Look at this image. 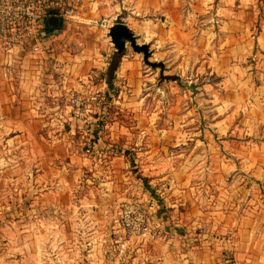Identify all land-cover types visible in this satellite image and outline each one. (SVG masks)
<instances>
[{"label":"rangeland","instance_id":"rangeland-1","mask_svg":"<svg viewBox=\"0 0 264 264\" xmlns=\"http://www.w3.org/2000/svg\"><path fill=\"white\" fill-rule=\"evenodd\" d=\"M240 4L246 3L244 0H160L157 10L143 16L132 14L130 30L136 43L149 45L148 61L153 65L145 63L142 54L135 52L128 42L120 54L111 43L108 25L112 21L121 23L122 16L100 22L106 34H61L63 28L48 34L45 46L54 52H66L62 57L68 64L83 60L79 58L85 55L90 36L96 37L95 60L109 64L103 79L111 80V86L107 84L104 89L96 88L88 97L85 95L89 100L81 105V113L93 117L101 114L102 119L89 118L79 122L83 131L75 129L62 135L56 150L52 148L48 152L51 167L46 168L47 174L71 176L75 173V164L85 160L103 164L120 157L133 161L139 158L141 146L164 145L167 148L157 152L163 156L165 151L171 160L172 166L165 168L185 165L178 168L191 176L184 189L201 193L198 204L211 200L223 187L221 195L225 205V199L230 201L232 194L238 199L237 219L241 221L249 191L254 194L251 205L254 203L257 207L255 215L261 222L264 219L263 180L257 174L251 177L244 161L239 160L241 157L237 159L231 153L234 150H238V156L246 153L247 125L254 126L255 133L250 136L256 149L264 143V0H256L253 15L249 13L250 18L245 17L244 22L240 14L247 7L244 5L242 9ZM122 58L125 65L120 66ZM98 126L105 127L100 135L101 144L96 143L98 136L95 139L92 135ZM108 126L113 127V134L111 130L106 131ZM43 152L39 148L29 151V145L2 152L0 264H235L230 220L222 218L224 229L217 231L214 212L204 217L196 209L188 211L185 222L190 226H183L185 241L174 243L169 263L161 257L143 258L137 254L141 244L153 250L157 257L159 253L152 248V242L138 237L128 240L118 226V215L115 222L120 233L104 228L88 231L86 226H77L78 229L67 226L70 214L63 215V230L45 231L37 213L38 200H31L36 208L25 212L23 204L29 202L13 198L15 192H38L37 182L28 185L25 177L38 176L35 164L44 158ZM257 152V157L264 154V150ZM222 177V183L216 182V178ZM233 186L236 191L230 193ZM207 194L211 196L205 200ZM168 215L171 218L172 214ZM201 217L205 218L202 225L193 222ZM203 226L210 228L212 238L217 235V239H223L222 245L203 244L201 239L210 237H202ZM153 227L157 239L160 235L157 227ZM232 227L235 231V225ZM87 238H94L92 257L87 255ZM124 239L129 242L121 247ZM190 247L193 249L188 255L186 251ZM239 250L242 254L249 253L242 246ZM256 250L262 252L263 248ZM240 264L248 261L243 259Z\"/></svg>","mask_w":264,"mask_h":264},{"label":"crops","instance_id":"crops-1","mask_svg":"<svg viewBox=\"0 0 264 264\" xmlns=\"http://www.w3.org/2000/svg\"><path fill=\"white\" fill-rule=\"evenodd\" d=\"M159 2L160 0H81L74 20L63 21L61 34H106L100 22L113 20L117 16H122L121 23L132 30V26L129 24L132 14L143 16L155 11L159 7ZM244 2L246 4H240L241 8L244 5L247 7V10L241 11L243 13L240 14L243 22L245 17L250 18L249 13L253 15L256 6V0H244ZM262 15L264 16V11ZM237 18H239V14H237ZM111 24L114 22L112 21L108 26L110 27ZM90 37L91 43L84 50L85 55L79 58L83 60L73 61L74 63L69 64L63 62L62 56L66 52H54L50 48L49 58L45 59L40 67H35L30 59V53L16 50L13 54L16 60L14 79L0 81V163L2 152H11L21 145H29V151L34 150L35 152L36 148L44 151L42 154L44 158L35 164L38 166L35 170L38 172V176L25 177L28 185L37 182L38 192L30 190L22 194L15 192L13 198L29 202L28 205L27 203L23 204L25 212L27 209L36 208L31 204V200H38L37 213L45 231L63 230L65 226L63 215L70 214L72 216L70 222L66 223L67 226L72 225L75 229H78L77 226H86L88 231L104 228L106 231L113 230L117 233H120V230L115 218L121 202L130 198H140L150 204V219L152 224L157 227L160 237L150 243L152 248L157 250V254L159 253L158 257L154 255L153 250L149 247L144 248L142 244L137 249V254L143 258L161 257L167 263L174 254L172 249L174 243L185 241L186 234L183 235L185 231L183 226H190L188 222H185L188 211L196 209L204 217L208 213L214 212L213 214H216L215 222H218V224L214 223L217 231L221 232L224 229L222 218L230 220L231 249L235 250V264H240L243 259L248 261V264H264V219L259 222V218L255 215L257 207H254V203L251 205V202L254 201L252 200L254 194L246 192L247 206L243 208L244 216L241 221L237 219L238 199L232 194L230 201L227 202L225 199V205L221 195L223 187L218 186L221 189L219 193L210 198L212 201L206 200L207 196H211L207 194L204 198L206 201L203 204H198L201 193H197L192 188L184 189L191 176L186 174L184 169L178 170V168H184L185 165L180 164L171 169L165 168L172 165L169 164L171 160L167 157L166 152L164 151L163 156L160 153L162 149L167 148L164 145L161 147L149 144L141 146L138 148L139 158L133 161L120 157H113L103 164L85 160L75 164V173L71 176L61 173L47 174L46 168L51 167L48 165L50 164L48 152L52 148L56 150L62 141L61 136L69 132L73 133L75 129L83 131L84 127L79 122L88 121L89 118L102 119L101 114L93 117L82 112L78 116L74 110H70L67 104L69 91L89 96V93H93L96 88L104 89L108 84V80L104 81L103 77L105 69L109 70L107 67L109 64L95 60L97 55L95 44L97 45V43L94 38L96 37ZM262 38L264 48V35ZM65 60L71 61L69 58ZM123 62L122 58L120 66L125 65ZM119 71L118 68L116 74L119 75ZM135 72L137 73V71ZM262 114L264 115V107H262ZM68 128L70 130L66 132ZM111 129L113 127L108 126L106 131ZM103 130L105 127H97L96 143L100 140ZM245 130L247 141L244 148H246V153L238 156L240 155L238 150L236 152L234 150L231 154L237 155V159L241 157L239 160L244 161L246 171L251 174L248 175L255 177L257 174L263 180L264 188V154H260L259 157L255 156L258 154L257 151L264 150V143L256 149V143L252 137L255 133L254 126L247 125ZM111 133L113 134L112 130ZM100 142L98 144H101ZM53 154L55 155V153ZM137 167L138 170H132ZM84 172L86 174H82ZM138 172H141V176H137ZM216 179V182H223V177L221 180ZM216 182L214 183L216 184ZM234 188L235 186L229 192L235 193ZM169 213L172 214L171 218ZM204 217L193 222L201 224L205 221ZM235 219H237L236 223ZM233 225H235V231ZM203 229L202 237L210 236L207 240L206 238L201 239L203 244L211 242L214 246L222 245L223 239H217V235L212 238V235L209 234V227L203 226ZM117 233L116 237H119ZM199 235L201 236V233ZM50 241L51 244L54 243L52 240ZM58 243L60 244V242ZM240 246L246 248L249 253L242 254L239 250ZM75 247L77 248V245ZM256 248H263V251H257ZM86 249L87 255L92 257L94 255V238L86 239ZM191 249L193 247L186 251L188 255L192 252ZM183 255L185 256V254Z\"/></svg>","mask_w":264,"mask_h":264},{"label":"built area","instance_id":"built-area-1","mask_svg":"<svg viewBox=\"0 0 264 264\" xmlns=\"http://www.w3.org/2000/svg\"><path fill=\"white\" fill-rule=\"evenodd\" d=\"M80 3L81 0H0V81L14 79L16 50L30 53L32 64L40 67L50 53V48L45 46L44 20L48 16H61L63 21L74 19ZM87 97L69 91L67 104L80 116V107L89 100ZM117 215L118 226L128 240L131 237L147 242L156 240L150 221V204L140 198H130L121 202ZM128 240L124 239L120 246L126 245Z\"/></svg>","mask_w":264,"mask_h":264},{"label":"water","instance_id":"water-1","mask_svg":"<svg viewBox=\"0 0 264 264\" xmlns=\"http://www.w3.org/2000/svg\"><path fill=\"white\" fill-rule=\"evenodd\" d=\"M62 26L63 18L61 16H48L44 20V33L48 35L53 31L61 29ZM108 35L119 54L125 48L126 42H128L135 52L142 54L145 63L153 65V63L148 61L150 54L149 45L147 43H136V38L127 25L119 22L111 25L108 28Z\"/></svg>","mask_w":264,"mask_h":264},{"label":"trees","instance_id":"trees-1","mask_svg":"<svg viewBox=\"0 0 264 264\" xmlns=\"http://www.w3.org/2000/svg\"><path fill=\"white\" fill-rule=\"evenodd\" d=\"M110 83H111V80H109V81H108V85H110V86H111V84H110ZM92 135H93V136H94V138L96 139V135H97V134H96V131L92 132Z\"/></svg>","mask_w":264,"mask_h":264}]
</instances>
